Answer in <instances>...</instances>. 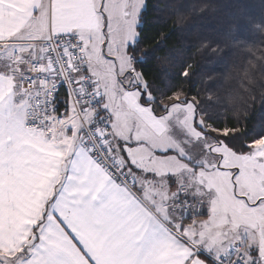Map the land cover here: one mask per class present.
<instances>
[{
    "label": "snow or ice",
    "instance_id": "snow-or-ice-1",
    "mask_svg": "<svg viewBox=\"0 0 264 264\" xmlns=\"http://www.w3.org/2000/svg\"><path fill=\"white\" fill-rule=\"evenodd\" d=\"M164 11L0 0V264H264V82L198 87Z\"/></svg>",
    "mask_w": 264,
    "mask_h": 264
},
{
    "label": "trees",
    "instance_id": "trees-1",
    "mask_svg": "<svg viewBox=\"0 0 264 264\" xmlns=\"http://www.w3.org/2000/svg\"><path fill=\"white\" fill-rule=\"evenodd\" d=\"M151 3L165 8L162 17L167 20L168 28L173 29L170 45L182 50L177 55L194 66L193 81L198 87L212 81H216L218 86L225 82V78L238 77L244 66L252 68L257 82H264V74L259 67L264 61L255 60L256 67L247 64L249 49L257 57L264 53L261 46L264 34L257 32L254 24L249 23L264 19L262 0H151ZM232 17L248 23L242 34L238 35L240 29L235 24L231 34L225 28L223 21ZM231 36H236V39ZM202 42L209 43L211 47H202ZM159 64L169 72L174 71L164 61ZM260 92L261 89L257 88L254 105L248 101L247 123L250 127L264 123Z\"/></svg>",
    "mask_w": 264,
    "mask_h": 264
}]
</instances>
